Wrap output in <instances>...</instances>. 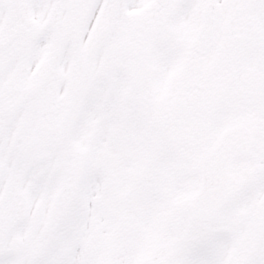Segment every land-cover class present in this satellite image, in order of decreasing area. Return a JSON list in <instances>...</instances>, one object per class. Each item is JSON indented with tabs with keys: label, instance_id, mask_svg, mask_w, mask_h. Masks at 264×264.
Instances as JSON below:
<instances>
[{
	"label": "snow or ice",
	"instance_id": "6c2138e0",
	"mask_svg": "<svg viewBox=\"0 0 264 264\" xmlns=\"http://www.w3.org/2000/svg\"><path fill=\"white\" fill-rule=\"evenodd\" d=\"M0 264H264V0H0Z\"/></svg>",
	"mask_w": 264,
	"mask_h": 264
}]
</instances>
